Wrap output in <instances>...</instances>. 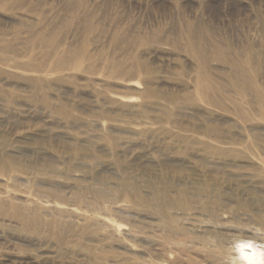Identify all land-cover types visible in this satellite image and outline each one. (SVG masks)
<instances>
[{
  "label": "rangeland",
  "instance_id": "rangeland-1",
  "mask_svg": "<svg viewBox=\"0 0 264 264\" xmlns=\"http://www.w3.org/2000/svg\"><path fill=\"white\" fill-rule=\"evenodd\" d=\"M264 244V0H0V264H227Z\"/></svg>",
  "mask_w": 264,
  "mask_h": 264
},
{
  "label": "clouds",
  "instance_id": "clouds-1",
  "mask_svg": "<svg viewBox=\"0 0 264 264\" xmlns=\"http://www.w3.org/2000/svg\"><path fill=\"white\" fill-rule=\"evenodd\" d=\"M227 264H264V244L251 239L233 241Z\"/></svg>",
  "mask_w": 264,
  "mask_h": 264
}]
</instances>
